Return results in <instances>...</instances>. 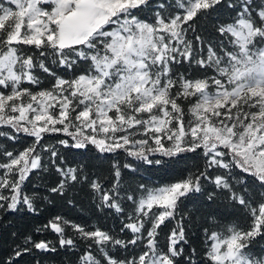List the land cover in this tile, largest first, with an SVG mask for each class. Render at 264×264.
Listing matches in <instances>:
<instances>
[{
  "label": "snow or ice",
  "instance_id": "obj_1",
  "mask_svg": "<svg viewBox=\"0 0 264 264\" xmlns=\"http://www.w3.org/2000/svg\"><path fill=\"white\" fill-rule=\"evenodd\" d=\"M225 8L232 18L217 20L214 37L196 34L198 20ZM184 64L202 78L177 74ZM41 72L54 79L51 88L24 86L39 87ZM182 102L190 104L187 113ZM54 134L67 138L46 144ZM22 137L33 142L18 154L5 146ZM57 145L95 149L103 159L123 155L125 162L114 160L101 182L84 164L69 167ZM189 153L203 168L185 167L182 179L124 180L141 169L187 164ZM53 169L59 182L50 194L86 186L95 207L121 221L119 233L62 216L36 229L55 233L60 248L85 242L80 264H191L185 256L191 217L180 209L205 194L210 205L223 198L241 211L244 223L205 229L203 264H264V249L254 251L264 240V0H0V215L36 213L40 197L26 193V183ZM171 221L165 251L159 230ZM23 244L0 264H15L33 249L57 250L31 236ZM113 249L129 255L114 257Z\"/></svg>",
  "mask_w": 264,
  "mask_h": 264
},
{
  "label": "trees",
  "instance_id": "obj_2",
  "mask_svg": "<svg viewBox=\"0 0 264 264\" xmlns=\"http://www.w3.org/2000/svg\"><path fill=\"white\" fill-rule=\"evenodd\" d=\"M152 17V13L146 14ZM232 13L228 9H221L219 14H213L212 17L201 18L197 21L196 34L203 35L206 39L212 38L216 35L214 25L217 20L226 22L232 18ZM188 38H193V33L190 31ZM57 73L65 79H71V72L65 73L53 65ZM175 72L186 73L189 78H201V71L197 70L195 66L189 68L187 64L177 65ZM211 72H209L210 74ZM79 74V73H77ZM41 84L39 87L25 84V87H31L33 91L40 89H49L54 83V79L48 77L45 73H40ZM67 137L63 134H54L47 136L45 139L46 144L56 145L58 139H65ZM70 139V138H68ZM31 137H22L19 142L5 141V146L8 150L16 153L22 151L24 147L32 143ZM58 149L66 156L67 165L75 167L77 164L86 165L87 171L91 178L99 177L101 182H104L111 176V165L113 161H118L121 164L125 162L124 156H112L109 159L97 158L95 149L91 152H84L83 150L64 149L63 146L57 145ZM191 159L185 164L183 161L178 167L174 168H152L149 172H144L142 169L135 176H124L126 182L137 184L151 181L155 185L171 183L176 180L182 179L187 172L184 171L185 167L196 171V165L203 168V160L192 154H187ZM144 177L145 179H141ZM59 182L58 175L53 169L51 172H42L39 175L31 174L30 179L26 183L25 192L31 194L36 192L40 197L36 201L38 211L30 213L27 209L22 208L19 211L8 212L0 215V261H5L14 255V249L17 245L24 246L23 241L26 237L31 236L33 240L39 241L41 239L52 241L56 246L55 252H39L33 249L32 252L26 253L16 259L15 264H80V257L86 250L85 242L78 240L77 248L68 250L60 248L57 235L51 230L43 233H37V228H42L47 222L55 216H62L65 219L77 223L85 228L99 227L101 230H111L114 233H119L121 227L120 218L108 210H98L95 207V201L90 194V190L85 186L79 185L74 189H69L64 197L55 194H50L48 189L55 186ZM49 197L47 200L43 197ZM72 200L70 204L68 201ZM226 201L221 198L216 204H209L205 195H196L187 200L181 206V213L190 215V219L186 220L187 239L188 243L185 248V256L191 258V264H203L206 258V244L205 229L211 231H222L227 225L233 223H244L243 213L239 210L226 207ZM131 209L126 206V213ZM175 221L168 222L166 226H161L159 230L158 244L166 251L168 243V235L174 226ZM150 227V225H149ZM69 234H72V229H68ZM13 233L16 236L13 237ZM130 233L125 235L120 233L121 238H130ZM30 247V245H29ZM260 249H264V240L259 242V245L254 251L260 253ZM194 250V251H193ZM94 255L99 257L95 249ZM112 254L114 257L123 258L128 256L129 253H124L122 250L113 249Z\"/></svg>",
  "mask_w": 264,
  "mask_h": 264
},
{
  "label": "rangeland",
  "instance_id": "obj_3",
  "mask_svg": "<svg viewBox=\"0 0 264 264\" xmlns=\"http://www.w3.org/2000/svg\"><path fill=\"white\" fill-rule=\"evenodd\" d=\"M211 75V73L209 74ZM202 78V77H201ZM198 79V78H195ZM39 91V90H36ZM182 107L184 108L185 113H187L188 108L190 107V104L188 102H182ZM18 154V153H17ZM218 232V231H217Z\"/></svg>",
  "mask_w": 264,
  "mask_h": 264
}]
</instances>
